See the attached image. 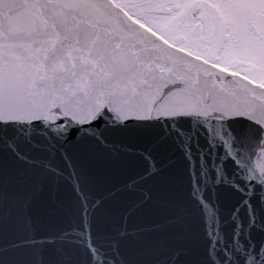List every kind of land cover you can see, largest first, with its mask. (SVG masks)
Wrapping results in <instances>:
<instances>
[{
  "label": "snow or ice",
  "instance_id": "1",
  "mask_svg": "<svg viewBox=\"0 0 264 264\" xmlns=\"http://www.w3.org/2000/svg\"><path fill=\"white\" fill-rule=\"evenodd\" d=\"M0 264H264V0H0Z\"/></svg>",
  "mask_w": 264,
  "mask_h": 264
}]
</instances>
